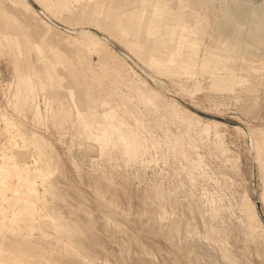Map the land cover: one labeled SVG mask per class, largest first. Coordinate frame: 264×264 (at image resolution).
Wrapping results in <instances>:
<instances>
[{"label":"rangeland","instance_id":"1","mask_svg":"<svg viewBox=\"0 0 264 264\" xmlns=\"http://www.w3.org/2000/svg\"><path fill=\"white\" fill-rule=\"evenodd\" d=\"M1 1V161L17 166L29 183L33 182L32 165L52 176V183L62 195L64 218L81 222L88 235L113 257L119 258L127 248L126 235H131L132 261L123 264H142L143 259L152 264H190L171 241L174 232L169 221L182 212L171 215L172 206L180 205L186 212H196V220L190 213L188 217L199 232L204 229L197 212L217 231L228 227L240 230L245 256L252 264H264V48L257 51L240 45L242 36L226 32L225 27L218 28V24H223L217 23L220 12L215 15L207 10L204 1L193 0L182 10L189 23L194 24L190 13L202 19L207 17V22H200L204 29L199 30L198 39L189 36L192 43L196 41L194 46L188 41L181 47L176 23H170L168 36V21L159 13L161 21L154 36L147 35L141 41L139 36L135 40L118 36L120 45L126 43L138 52L142 50L139 64L125 52L124 46L105 36L110 47L133 69L121 61L113 60L110 64L103 55L82 47L73 49L69 56L78 79L68 73L66 84L78 105L59 82V74L48 73L54 70L51 65L47 69L44 64L43 68L29 65L26 53L34 48L26 42L24 29H19L3 11ZM252 2L257 6L264 0ZM20 3L23 0L5 1L6 6L12 4L17 9ZM161 3V7L165 6ZM168 4L174 14L178 0ZM76 6L71 2L72 14L61 8L51 10L64 18L69 28L93 27L77 19ZM41 15L47 21L48 16ZM166 17L169 18L168 13ZM187 29L192 34L188 25ZM190 49L194 56L188 53ZM205 52L233 62L223 66L202 63ZM31 58L34 59L33 53ZM170 71L179 72L181 78L168 76ZM226 78L234 83L232 87H228ZM253 94L259 98L256 104L250 99ZM109 113H114V118ZM191 113L203 114L204 120H221L227 128H218L219 138L213 128L208 137L197 125L187 123ZM104 124L122 132L136 129L141 138V154L129 155L125 145H110L103 152L104 142L97 141L96 136ZM231 124H239L248 133L243 135ZM11 143L16 146L10 147ZM203 174L213 181L199 177ZM213 199L220 207L215 219L211 210ZM103 201L123 214L109 245L97 240L98 229L91 218L92 202L98 207ZM49 202L50 199V205ZM256 202L261 205L259 209ZM157 214L171 215L169 221H161L163 229H158ZM124 217L129 221L124 222ZM0 225L4 227L0 228V243L7 250L20 249L25 254L0 255V264H74L39 215L10 192L0 198ZM186 237L185 233L180 235L182 241ZM235 248L231 242L228 249L236 252ZM215 249L221 254L220 247ZM105 257L103 253L101 258Z\"/></svg>","mask_w":264,"mask_h":264},{"label":"bare ground","instance_id":"2","mask_svg":"<svg viewBox=\"0 0 264 264\" xmlns=\"http://www.w3.org/2000/svg\"><path fill=\"white\" fill-rule=\"evenodd\" d=\"M5 1L7 0L1 1L3 11L7 14L8 18L15 22L19 29H24L26 42L34 48L33 50H28L26 53L29 65L34 63L35 66L37 65L39 68H43L44 64L46 69L51 65L54 70H48V73L52 74V72L55 71L59 74V82L62 83L64 89L69 91L75 104H78V100L74 93L69 90L67 86L69 83L66 78L69 73L78 79V77H76V67L72 64L69 56V53L73 49L78 50L82 47L92 54L103 55L110 64L113 60L121 61L133 69L119 52L114 51L110 47L107 42L108 39L106 40L105 36L116 43H118V36H122L125 40H130L131 38L135 40L136 37L139 36L140 41L143 40L145 36L147 37V35L154 36L156 31H158L157 25H159L161 21V19H158V15L161 13V16L164 17L163 20L167 19L168 21L165 27L168 36H170L169 31L171 30L170 23H176L177 38H180L181 47L184 42L188 44V41L190 45L194 46L196 41L194 40L192 43V40H189V36L192 35L194 39H198L199 30L201 28L204 29L200 26L201 20L207 22V17L202 19V17L195 13H190L194 20V24L189 23L187 15H185L182 10L193 0H178V10H176L174 14L173 11L170 10L168 4L169 1L173 0H164L163 3H161V0H23V3H20V9L15 8V5L11 6L12 4L10 6L7 4L6 6ZM122 1L123 3H121ZM159 1L162 5L165 4V6H162L163 8L160 6ZM201 1H204L205 4L208 5L207 10H211V13H221V18L218 19L217 22L223 23L218 24L220 30H224L225 27L227 28L226 32H235L242 36V40L239 42L240 45L249 48L254 47L257 51L264 48V2L256 6L253 4L252 0ZM71 2H75L77 5V19H83L93 27L85 26L82 29L69 28L66 26L67 21L51 10L53 8H61L63 11L68 10V12L72 14L70 11ZM166 7H168L167 12ZM166 13H168L169 18L166 17ZM41 14L48 16V19H46L47 21L44 20ZM30 17H34V20H31ZM154 19L157 20L154 21ZM80 22L81 21H78L77 25H79ZM187 25L192 30V34H189L190 32H188ZM120 46H124L126 50L124 51L133 57L132 59L136 60V64H139V58H142V50L138 52L126 43H122ZM31 53H33L34 59L31 58ZM188 53L193 55L191 49L188 50ZM137 57L138 59H136ZM230 61L233 62L232 59H222L207 52H205L202 57V63H209L214 66H223ZM168 76L181 78V74L177 71H170ZM64 78H66L65 81ZM229 79L231 78L229 77ZM229 79L226 78L225 81L228 87H232L234 83ZM236 87L238 86L236 85ZM236 89L238 90V88ZM250 99L256 104L259 98L257 95L253 94ZM109 115L111 118H114V113H109ZM202 117L205 118L201 113H199V116L191 113L187 119V123L191 126L197 125L199 130L203 131L208 137L211 136L213 128L216 130L215 135L218 138L221 135L218 134V128H227V124L221 123V120H204ZM231 125H233L238 132L243 135L246 134L247 131L239 124ZM100 131L96 139L97 141L104 142L105 146L101 147L103 152L107 151L106 148L110 147V145L113 148H116L118 145H125L129 155L137 156L141 154V138L136 129L132 128L128 129L126 132H122L117 127L104 124L101 125ZM219 140V145L222 146L223 152L226 153L227 150L225 149L223 141L221 139ZM15 146L16 143L10 144L12 148ZM5 147L6 145L3 146V149ZM32 170L33 172L30 170V176L33 182L29 183L27 179L19 174L17 166L10 162L1 161L0 159V198H5L7 192H10L13 197L20 198L26 206L37 213L46 226V229L53 237L55 236L61 247H63L62 251H64L65 256L73 261L74 264H123L124 262L130 263L132 261L129 246L133 245L134 242L131 235H126L124 245L127 248L122 250L118 259L108 254L95 239L88 235L86 226L81 222L74 221V219L73 221H69L64 218L61 208L63 202L61 199L62 195L59 188L52 183V176L45 173L43 169H36L34 165H32ZM203 175L204 176L201 175L199 177H203L207 182L213 181L210 176H206V174ZM40 187H42L43 191H41ZM48 196L50 205L48 204ZM42 198H46L47 201H43ZM95 202H92L91 205V218L98 229L97 240L101 241L103 244L109 245L110 241H113V235L116 229L119 228L117 220L122 219L123 214L121 215L112 204H107L103 201L96 207ZM116 208L119 209V206L116 205ZM103 209L106 210V213L102 212ZM172 210L173 213L171 215H176V211H182L181 216L170 220L171 215L168 216L165 214L164 217H161V215L157 214L155 220H160L158 229H163L165 227L161 221L170 220L169 222L174 232V235L171 236V241L179 249L182 256L188 259L190 264H202L203 261L205 264H221L219 260H222L224 264H252L249 258L244 254L245 247L240 230L238 231V229L228 227L223 228L221 231H217L214 227L210 226L209 221L200 216L197 212L200 219L199 224H201L204 229L202 233V231H197L196 227H192L191 220L188 217V213H190L192 219L196 220L195 211L186 212L181 205L172 206ZM211 210L213 213L212 219H215L217 212L220 210L215 199L212 200ZM123 220L124 222L129 221L128 218L125 220V217ZM0 228L4 230L2 225H0ZM183 233L187 235L185 240L183 239L184 241L180 238V235ZM77 241L79 242L77 243ZM231 242L235 243L236 252L228 249ZM90 244H92V247ZM215 246L220 247L221 254L217 252ZM222 247L225 248L224 252ZM103 253L106 254L105 259L101 258ZM7 254L10 256H25L20 249L13 252L7 250V247L0 243V255L8 257ZM142 264L152 263L143 259Z\"/></svg>","mask_w":264,"mask_h":264},{"label":"water","instance_id":"3","mask_svg":"<svg viewBox=\"0 0 264 264\" xmlns=\"http://www.w3.org/2000/svg\"><path fill=\"white\" fill-rule=\"evenodd\" d=\"M37 10H39L38 8H36ZM256 206H257V208L259 209L260 208V203L259 202H256Z\"/></svg>","mask_w":264,"mask_h":264}]
</instances>
